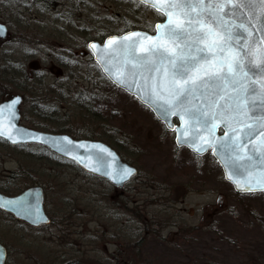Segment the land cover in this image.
Segmentation results:
<instances>
[{
  "label": "rangeland",
  "instance_id": "rangeland-1",
  "mask_svg": "<svg viewBox=\"0 0 264 264\" xmlns=\"http://www.w3.org/2000/svg\"><path fill=\"white\" fill-rule=\"evenodd\" d=\"M80 2L21 0L14 8L7 40L13 46L0 48V101L21 92L28 126L101 139L120 150L139 169L127 188L131 207L112 208L108 182L45 148L0 141V190L16 194L42 185L47 206L57 205L64 216L62 224L37 230L0 211L8 264H110L109 251L125 238L102 235L124 213L122 227L130 222L131 237L146 238L139 264H264V192L237 193L212 151L197 156L177 146L174 133L107 79L87 48L89 32L103 40L106 27L122 33L145 23L153 30L162 15L137 0ZM25 76L42 105L23 91Z\"/></svg>",
  "mask_w": 264,
  "mask_h": 264
},
{
  "label": "snow or ice",
  "instance_id": "snow-or-ice-1",
  "mask_svg": "<svg viewBox=\"0 0 264 264\" xmlns=\"http://www.w3.org/2000/svg\"><path fill=\"white\" fill-rule=\"evenodd\" d=\"M141 2L167 17V23L156 26L155 39L132 33L123 37V42L110 40L109 45L119 44L122 49L125 57L122 66L131 65L129 74L132 77L140 75L146 81L149 76L144 73H149L151 98L163 100L169 108L182 109L193 116L198 112L205 124L209 120L222 119L233 133L228 147L235 160H252L257 151V158L264 159V115L253 114L254 105L250 100L252 94L264 98V37L253 39L252 31L244 23L225 19L228 15L234 16L235 9L249 5L238 0ZM261 12L264 13V3ZM240 39L245 40L243 45ZM143 40L152 43L144 47ZM173 45L178 50H174ZM138 49L141 55H137ZM246 66L248 71H245ZM253 68L259 69L261 79L253 80L249 76ZM118 82L122 81L118 79ZM194 99L206 103L207 111L199 106L193 111L189 105ZM4 135L0 131V136ZM253 137H258L251 150L253 155H236L245 152ZM7 138L16 142L11 135ZM106 151L99 148L100 153ZM130 174V170H125L124 175Z\"/></svg>",
  "mask_w": 264,
  "mask_h": 264
},
{
  "label": "water",
  "instance_id": "water-1",
  "mask_svg": "<svg viewBox=\"0 0 264 264\" xmlns=\"http://www.w3.org/2000/svg\"><path fill=\"white\" fill-rule=\"evenodd\" d=\"M139 1L141 2V0ZM191 2L195 3L197 0H191ZM205 2L209 3L213 2V0H205ZM238 2L245 3L249 7L237 8L234 10V16L228 15L225 19L234 21L237 24L244 23L252 31L253 39L258 40L264 37V13L261 12V4L264 3V0H238ZM144 4L147 5L146 3ZM249 17H251L250 22ZM166 23L167 17L164 16L163 21L156 22L153 33L140 29L129 30L124 32V34L110 35L103 42L91 41L88 44V48H90L93 58L102 72L115 86L134 95L141 103L148 106L155 116L165 123L169 129L175 130L177 145H185L199 155L206 154L212 149L214 159L221 165L225 178L234 186L237 192L264 191L261 190L264 187V159L257 158L259 157V151L256 152L252 160L243 158L235 160L232 149L228 147L233 133L222 119L209 120L205 124L203 117L198 112L193 116L184 113L182 109L169 108L163 100L151 98L149 91L150 74L144 73V76H149L148 81L140 75L132 77L129 74L131 65L126 68L122 66L125 57L119 44L109 45L110 40L115 39L123 42V37L130 36L132 33H140L142 36L155 39L158 35L156 26ZM244 36H247V33H244ZM142 43L144 47H147L152 41L143 40ZM244 43L245 40L240 39V44L243 45ZM93 45L96 47H93ZM172 47L174 50H178L174 45ZM141 54L138 49L137 55ZM192 54H195V52ZM245 71H248L247 66ZM248 74L253 80L261 79L259 69L253 68ZM118 79L122 82H118ZM250 100L254 105L253 114L264 115V98L257 94H252ZM22 101L23 97L20 94L0 102V131L5 133L4 136H0V139L2 138L11 145L36 143L46 146L60 156L74 161L76 165L86 172L103 178L118 187L124 186L138 174V169L135 166L126 163L120 154L117 153V150L104 141L87 138L76 139L69 134L50 133L25 125L21 126L22 115L20 106ZM196 106L207 111L206 103L199 99L192 100L189 105L193 111H195ZM181 115H183V119H181ZM174 118L179 121L178 124L174 123ZM249 122L251 123V121ZM213 125H215L214 129ZM8 135H11L16 142L13 143L12 140L8 139ZM257 140L258 137H253V142L247 144L245 152H239L236 155L240 157H243L245 153L253 155L251 150ZM99 148L107 151L100 153ZM107 153H111V156ZM125 170H130L131 174L124 175ZM44 198L45 191L41 186H30L16 195H7L0 192V209L38 228L51 222L45 211ZM6 258L7 248L0 243V264H5Z\"/></svg>",
  "mask_w": 264,
  "mask_h": 264
},
{
  "label": "flooded vegetation",
  "instance_id": "flooded-vegetation-1",
  "mask_svg": "<svg viewBox=\"0 0 264 264\" xmlns=\"http://www.w3.org/2000/svg\"><path fill=\"white\" fill-rule=\"evenodd\" d=\"M43 1L45 2L46 0H43ZM20 2H21V0H0V27L2 25L7 26V29H1L0 30V48H7V49L12 48L11 47L12 44H10V43L8 44V41H7V40H9L10 25L13 21V20H11L10 17L12 14H14V8L15 7H16V9L20 8ZM24 4L26 5V7L28 6V3L27 4L24 3ZM19 12L23 13L24 11L19 10ZM28 12H31V11L28 10ZM22 16L25 17L26 21L30 20V19H28V16H29L28 14H22ZM26 25H27L26 22L23 23L24 28H26ZM26 30L30 33H34V29L28 28ZM26 30L23 29V32H25ZM43 48H47V46L46 47L44 46ZM31 79L32 78H30V80ZM30 89H33L32 86ZM30 95L33 96L32 99H34V101L36 103L38 102L40 105H42L40 103V101H42L41 98H36V95L34 93H30ZM11 96H12V94H7V95H5V97L2 100L9 99V98H11ZM23 96H24V99L21 103L22 109H23L24 103H26V98H25L26 96L25 95H23ZM174 122L178 123V121L176 119H174ZM22 123L26 124L24 122V115H22L21 124ZM165 128L166 127L164 125V129ZM47 131H51V129H47ZM52 132H57V131H52ZM174 135H175V133H174ZM110 145L118 151V149L115 146H113L112 144H110ZM46 150L51 156H56L50 150H48V149H46ZM118 153L122 156V158L124 160H126L123 157V155L120 153V150L118 151ZM56 157L61 158L59 156H56ZM129 184H130V182L127 183L126 185H124L123 187H116V186L111 185V184L109 185L111 190L115 192V194L113 193V195H111L112 202H113V204L111 206L115 210H117L119 208H123L124 211L129 212L128 206L131 207V202H130L131 195H130L129 191L127 190ZM55 207H57V205L54 206V205L48 204V206H47V204H46L45 209H46L47 215H49L51 217V219H50L51 223L49 225H46L45 227H50L56 221L59 224H62L64 222V220L61 219L64 216L61 213H58V210H56ZM124 215H125V213L122 216L119 214L118 217H115V215H114L112 221L109 223L111 225L110 231L108 230L106 233H104V235H102V237L107 235V236H110L111 238L116 239V240H119L120 237L125 238L124 242L117 241V243L113 246V249L111 251H109V258L108 259H109L110 264H139L138 261H139V259H141V258H139V256L141 257L143 255L142 253L145 251V248H146L145 247L146 246V244H145L146 238L143 239L142 237H137V238L133 239V237H131L132 231L129 227L130 222L128 225H126L124 227H122V224L120 223V222H123L125 224V221H123V219L125 217ZM56 216L59 217L58 220L56 219ZM16 221H18V220H16ZM19 222H21V221H19ZM21 223L24 225H27L23 222H21ZM27 226H29V225H27ZM142 226L143 225H141L140 230L143 229ZM30 228H32V227H30ZM50 232L52 233V231H50ZM97 233L99 234V236H101L98 228H97ZM108 240L110 242L109 237H108ZM127 240H128V242H127ZM0 242L2 244H4L3 241L0 240ZM112 243L114 244V242H112ZM123 243L125 245H123ZM6 247H7L8 253H10L9 247L8 246H6ZM8 263H9V254H8L7 260H6V264H8Z\"/></svg>",
  "mask_w": 264,
  "mask_h": 264
},
{
  "label": "trees",
  "instance_id": "trees-1",
  "mask_svg": "<svg viewBox=\"0 0 264 264\" xmlns=\"http://www.w3.org/2000/svg\"><path fill=\"white\" fill-rule=\"evenodd\" d=\"M80 3H82V0H81ZM77 5H80V4L77 3ZM149 25L150 24L146 25L145 23L144 24L138 23V24H134V25L130 24V25H128L127 29H124V32L127 31V30H130V29H137V28L149 30L148 29ZM102 32H103L102 37H104V38L107 37L108 35L118 33L116 31H114L112 27H106V28H104V30H102ZM98 36H99L98 33H94V35H93L91 32H89V33L85 34V39H86L87 42H89L91 40H101V39H99ZM21 79L23 80V83H24V85L22 86L23 91L29 92L27 94H30V92L32 91V89H30L31 86H32V83H30V81H32V79L30 80V77H26V76L25 77H21ZM32 88H33V86H32Z\"/></svg>",
  "mask_w": 264,
  "mask_h": 264
}]
</instances>
